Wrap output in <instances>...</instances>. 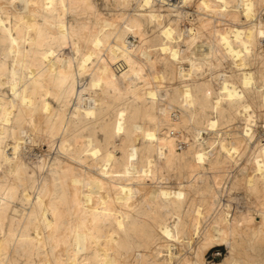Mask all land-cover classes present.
Instances as JSON below:
<instances>
[{"label":"bare ground","instance_id":"obj_1","mask_svg":"<svg viewBox=\"0 0 264 264\" xmlns=\"http://www.w3.org/2000/svg\"><path fill=\"white\" fill-rule=\"evenodd\" d=\"M98 1L0 0V264H264V0Z\"/></svg>","mask_w":264,"mask_h":264},{"label":"rangeland","instance_id":"obj_2","mask_svg":"<svg viewBox=\"0 0 264 264\" xmlns=\"http://www.w3.org/2000/svg\"><path fill=\"white\" fill-rule=\"evenodd\" d=\"M114 0H109V2L107 0H99L98 4L99 7L102 9L103 12L107 13L108 15H110L112 18L117 19L118 15L120 14L121 11H127L125 8H115L113 7V3ZM132 9L135 8L136 3L135 1H133L132 3ZM195 17L197 18V16L195 15ZM157 30V29H156ZM153 36H155L154 32L150 29L149 30V37L153 38ZM67 52H69V50H66ZM146 71L148 72V68H146ZM115 109V106H112L111 108V113L113 112L112 110ZM175 113H179V109L178 108H173L171 109V114L172 117H174ZM182 131L185 132V130L182 128ZM177 134V132H175ZM178 135V134H177ZM97 136L100 140L103 141L104 139V134L102 131H97ZM116 144H118V142L116 141ZM110 150H112V148H110ZM51 155L53 156V152L51 153ZM118 156L120 155V153L117 154ZM184 175V171L182 170H177V171H170L169 176L172 177H176L177 179H174L171 181V185L172 186H177V183L179 182V177L181 178V180H183L184 183L187 182V179ZM242 191V190H241ZM238 192H232V199H231V204L235 207H243L244 206V201L245 199H247V196H245L244 192L242 191ZM227 247L226 246H218L213 248L207 255H206V259L208 261H220L221 259H223L226 255H227Z\"/></svg>","mask_w":264,"mask_h":264}]
</instances>
